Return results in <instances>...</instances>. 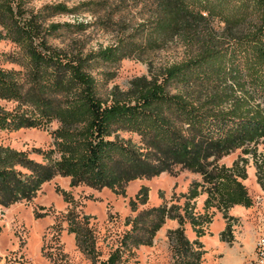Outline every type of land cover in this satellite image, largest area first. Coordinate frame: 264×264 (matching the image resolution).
Segmentation results:
<instances>
[{"label": "trees", "instance_id": "16d2710c", "mask_svg": "<svg viewBox=\"0 0 264 264\" xmlns=\"http://www.w3.org/2000/svg\"><path fill=\"white\" fill-rule=\"evenodd\" d=\"M147 7V16L131 26L118 22L115 42L95 51L59 48L50 43L60 33L79 34L93 23L53 22L59 15L105 13L96 23L113 24L109 0H88L73 6L64 3L29 8L28 0H0V41L16 49L11 57L19 70L0 67V100L17 103L0 106V131L48 130L46 150L34 149L38 163L27 152L0 145V205L31 200L54 177L69 178L71 187L109 189L125 195L124 186L150 178L180 164L200 172L209 184L203 208L215 207L227 221L233 206L245 209L251 199L242 182L248 158L254 179L264 190V0H134ZM173 42L180 57L129 82L126 90L113 86L104 65H118ZM96 73L94 74V72ZM26 89V90H25ZM139 137V143L123 137ZM240 156L229 167L217 165L234 150ZM212 158L208 163L206 160ZM208 166L207 171L204 167ZM197 182L180 196L181 206L164 204L153 215L146 237L134 245L150 244L165 219L176 227L167 231L175 256L182 264H198L203 254L198 240L204 215L192 214L199 195ZM147 201L141 187L129 200L132 212ZM68 231L91 264H122L133 232L123 237L105 259H98L87 219L69 213ZM129 220V219H128ZM133 218L131 225H135ZM187 223L195 238L183 234ZM135 226H132L134 228ZM228 224L220 232L222 239Z\"/></svg>", "mask_w": 264, "mask_h": 264}, {"label": "rangeland", "instance_id": "374dc122", "mask_svg": "<svg viewBox=\"0 0 264 264\" xmlns=\"http://www.w3.org/2000/svg\"><path fill=\"white\" fill-rule=\"evenodd\" d=\"M83 1L88 0H28L27 5L29 8H38L44 4L61 2L73 6ZM109 1L115 6L110 15L113 24L96 23L98 18H105L103 11L97 14L84 12L75 16L59 15L52 18V21L89 22L94 25L79 34L62 31L59 38L50 43L59 48L80 49L84 53L95 51L115 42L119 28H123L117 25L118 22L124 21L133 26L148 15L147 7L141 2ZM16 52L10 42L0 41V67L19 70L11 61ZM180 54L181 48L168 42L163 48L141 57L125 59L118 65H104L100 70L112 75L107 84L108 89L116 86L120 90H126L131 80L146 75L148 70L156 74L161 66L177 60ZM16 105L17 103L0 100V106L6 110H11ZM56 126L53 122L48 130L0 131V145L27 152L30 159L41 163V156L33 153V150H46L50 147L48 131ZM123 137L139 143L136 135L123 134ZM256 150L264 153V141H259ZM240 155L239 149L234 150L218 159L216 164L229 167ZM211 159L208 158L206 162L209 163ZM204 168L207 171L210 169L208 166ZM253 172L248 158L245 166L246 179L242 184L252 203L236 217L230 216L228 209L227 216L230 219L227 221L214 206L203 208L209 184L202 181L201 173L180 164L169 165L167 170L156 176L128 182L124 186L125 195H116L109 189L97 191L84 185L71 187L69 178L56 176L44 183L31 200H22L8 206L0 205V264H91V259L77 247L74 234L68 231L66 216L69 213L77 218L87 219L94 236L98 259H105L116 247H120L123 237L131 231L133 234L128 242L129 248L123 252L122 264H182L173 253L167 238V231L176 227L174 220L165 219L152 235L149 245H134V242L146 237V228L153 219L148 210L162 204L166 207L181 206L183 199L180 195L195 182L201 186L198 187L199 195L192 201V214L204 215L209 219L202 227L203 235L198 238L203 250L198 264H264L258 261L256 255L259 238L264 237V190H260L255 183ZM141 187L147 190V201L132 212L129 200L134 198ZM133 218H137L135 225L129 223ZM226 224L229 228L221 239L219 234ZM183 234L188 240L195 238L187 223L183 225Z\"/></svg>", "mask_w": 264, "mask_h": 264}, {"label": "built area", "instance_id": "2783aa9c", "mask_svg": "<svg viewBox=\"0 0 264 264\" xmlns=\"http://www.w3.org/2000/svg\"><path fill=\"white\" fill-rule=\"evenodd\" d=\"M257 259L260 262H264V237L259 238L258 247L256 248Z\"/></svg>", "mask_w": 264, "mask_h": 264}, {"label": "crops", "instance_id": "0c3cea01", "mask_svg": "<svg viewBox=\"0 0 264 264\" xmlns=\"http://www.w3.org/2000/svg\"><path fill=\"white\" fill-rule=\"evenodd\" d=\"M230 216L236 217L235 215H240L243 211H245V208L241 207V206H233L232 208L229 209Z\"/></svg>", "mask_w": 264, "mask_h": 264}]
</instances>
